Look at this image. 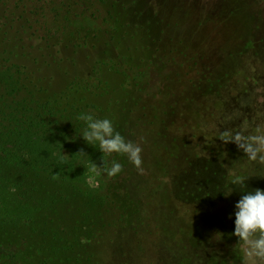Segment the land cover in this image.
Instances as JSON below:
<instances>
[{
  "label": "rangeland",
  "instance_id": "obj_1",
  "mask_svg": "<svg viewBox=\"0 0 264 264\" xmlns=\"http://www.w3.org/2000/svg\"><path fill=\"white\" fill-rule=\"evenodd\" d=\"M15 1L0 0V31L14 36L0 43V64L18 66H0L9 72L0 77L1 145L23 161L45 157L84 188L113 184L117 196L94 199L96 211L102 217L111 201L112 218L125 205L134 217L97 238L108 264H242L233 232L245 193L237 185L224 194L237 178L247 191L264 190V164L219 135L264 131V0H82L50 41L41 37L43 16ZM56 3L48 0L45 18ZM110 17L122 22L118 31ZM81 24L88 38L79 37ZM9 86L12 111L2 103ZM80 113L111 120L139 144L143 173L128 161L89 184L86 167H102V153L81 137ZM9 192L0 184V202Z\"/></svg>",
  "mask_w": 264,
  "mask_h": 264
},
{
  "label": "trees",
  "instance_id": "obj_2",
  "mask_svg": "<svg viewBox=\"0 0 264 264\" xmlns=\"http://www.w3.org/2000/svg\"><path fill=\"white\" fill-rule=\"evenodd\" d=\"M81 1L57 0L56 6L51 10L50 20L49 17H44L48 0L43 3L42 0H17L15 3L18 6L23 4V11L33 18L39 19L43 16L42 23L39 24L40 28L42 26L41 37L44 41H50L53 38L50 32L54 27L57 32L67 27L69 7H78L82 12L78 6ZM104 1L106 0H95L93 3L102 5ZM64 2L69 6L64 5ZM108 23L114 31L122 26L119 18L110 17ZM10 29L12 28L7 31ZM75 29L81 39L89 37V29L84 24ZM7 31H0V43L13 42L14 36L8 35ZM0 66L18 67L3 62ZM24 69L26 68L19 67L18 73L22 74ZM8 73L1 71L0 77ZM14 89L6 87L2 98L5 109L11 111V102H17L13 100L17 93ZM113 160L119 162L123 168L128 164L126 156L113 154L107 160V165L111 166ZM59 168L58 164L49 162L43 156L23 161L16 151L9 150L0 143V184L10 188L6 200L0 202V257L4 264H108L97 238L102 233L107 234L110 228L126 230V221L134 217L131 205H125L118 219H114L111 217L112 202L109 201L101 217L95 209L98 202H94V199L100 197L110 200L114 195L113 184L99 189L84 188L78 180L66 174H56L60 173ZM17 169H23V176L21 171L16 172ZM12 209L17 210V213H12ZM129 229L133 232V228Z\"/></svg>",
  "mask_w": 264,
  "mask_h": 264
},
{
  "label": "clouds",
  "instance_id": "obj_3",
  "mask_svg": "<svg viewBox=\"0 0 264 264\" xmlns=\"http://www.w3.org/2000/svg\"><path fill=\"white\" fill-rule=\"evenodd\" d=\"M77 119L86 125L81 137L90 146L96 147L102 153L103 166L98 167L91 162L86 167L89 173L87 182L95 186L97 178L106 175L115 177L123 171V166L113 160L109 167L104 157H111L113 154L124 155L128 161L142 174V148L139 144L127 141L118 131L115 130L111 120L107 118H96L90 113H80ZM219 140L227 145L235 144L237 149L244 153L250 161L264 164V131L257 128L255 134L245 135L241 131L231 129L223 130L219 135ZM76 154L88 156L83 149ZM66 155L59 154V159L64 162ZM56 177H54L55 179ZM239 185L242 193L241 198L235 204V228L233 235L237 237L239 251L242 254V264H264V190L255 189L247 191L246 183L237 178L231 181L233 190ZM243 189V190H241ZM235 245V246H236Z\"/></svg>",
  "mask_w": 264,
  "mask_h": 264
}]
</instances>
